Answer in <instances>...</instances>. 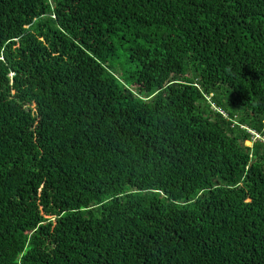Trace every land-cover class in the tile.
<instances>
[{
  "label": "trees",
  "instance_id": "obj_1",
  "mask_svg": "<svg viewBox=\"0 0 264 264\" xmlns=\"http://www.w3.org/2000/svg\"><path fill=\"white\" fill-rule=\"evenodd\" d=\"M252 131L264 0H0V264H264Z\"/></svg>",
  "mask_w": 264,
  "mask_h": 264
},
{
  "label": "clouds",
  "instance_id": "obj_2",
  "mask_svg": "<svg viewBox=\"0 0 264 264\" xmlns=\"http://www.w3.org/2000/svg\"><path fill=\"white\" fill-rule=\"evenodd\" d=\"M47 16H49V18H53L54 17V14H52L51 12H49V13H45V14L42 15V17H46V18H47ZM41 39L44 42L43 38H41ZM13 76H14V73H12V76L11 77H13ZM252 133L254 135V139H253V141H250L247 144H250L251 145V144L256 143L257 141H261L264 144V135H261L260 133H256L255 131H252Z\"/></svg>",
  "mask_w": 264,
  "mask_h": 264
},
{
  "label": "rangeland",
  "instance_id": "obj_3",
  "mask_svg": "<svg viewBox=\"0 0 264 264\" xmlns=\"http://www.w3.org/2000/svg\"><path fill=\"white\" fill-rule=\"evenodd\" d=\"M248 145H250V144H248Z\"/></svg>",
  "mask_w": 264,
  "mask_h": 264
}]
</instances>
